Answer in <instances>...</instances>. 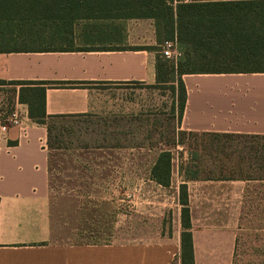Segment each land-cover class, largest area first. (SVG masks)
I'll return each instance as SVG.
<instances>
[{"label":"crops","instance_id":"0c3cea01","mask_svg":"<svg viewBox=\"0 0 264 264\" xmlns=\"http://www.w3.org/2000/svg\"><path fill=\"white\" fill-rule=\"evenodd\" d=\"M220 2L175 0L173 7L176 11L182 3ZM87 24L93 23L77 26V36L83 35ZM102 24L109 35L106 44L81 49L114 50L0 53V81L84 84L73 89H48L46 123L102 112L113 114L120 101L110 94L112 87L128 83L157 85V60L167 39L155 19L110 20L99 25ZM226 78L250 80L221 82ZM183 79L188 99L179 124L181 131L264 136V74L186 75ZM15 94L22 125H0V264H182L183 182L179 168V179L175 178V151L159 150L151 167L152 170L162 152H172L170 187L155 182L151 172L148 179L137 177L133 181L142 208L149 200L145 195L147 184L159 193L161 189H173V229L161 228L152 234L138 226L135 230L138 236L117 242L99 241L94 236V227L83 225V203L97 200V196L107 199V189L97 195L95 181L81 179L74 181L72 190H53V171L58 164L57 154L62 151L49 149L48 124L41 125L30 118L28 105L18 101L19 87ZM120 107L122 112L123 104ZM146 149L152 151L144 146L126 151L140 153ZM92 150L83 148L71 157L88 170L91 167L87 166L88 154ZM258 182L238 179L187 182L195 264H264V245L257 243V236L249 255L242 252L247 248L242 237L244 218L248 214L261 217L262 214L252 213L264 209L263 203L253 201L260 194ZM127 187L129 191V183ZM160 205L170 204L165 201ZM138 212V217L145 215V211ZM129 223L122 226L125 235L130 233ZM261 224L256 225L260 227L256 232L264 231V216Z\"/></svg>","mask_w":264,"mask_h":264},{"label":"trees","instance_id":"16d2710c","mask_svg":"<svg viewBox=\"0 0 264 264\" xmlns=\"http://www.w3.org/2000/svg\"><path fill=\"white\" fill-rule=\"evenodd\" d=\"M180 1V0H179ZM208 1V0H206ZM175 0H0V53H49L108 51L114 49L74 47L76 28L84 27L86 43L109 39L100 22L121 19H155L167 41H177L182 57L174 62L159 56L157 86H170L175 92L180 118H183L188 91L186 75L264 74V0H221L220 3L179 4ZM121 35L120 32H118ZM80 36V37H81ZM19 87L18 101L29 107L30 118L46 125L48 89L80 88L82 83L5 82L0 86ZM50 133V131H49ZM184 137L213 139L212 143L191 144L190 160L201 154L212 166L180 167L182 206V264H195L192 221L187 182L190 180H255L244 176L252 168L264 178V136L211 132H184ZM180 142L178 145L184 144ZM234 156V165L223 160ZM239 173V175H236ZM218 174V175H216ZM228 174V175H227ZM151 178L163 187L171 186L172 152L160 154Z\"/></svg>","mask_w":264,"mask_h":264},{"label":"rangeland","instance_id":"374dc122","mask_svg":"<svg viewBox=\"0 0 264 264\" xmlns=\"http://www.w3.org/2000/svg\"><path fill=\"white\" fill-rule=\"evenodd\" d=\"M95 42L86 43L82 36H77L74 47L86 48L106 44ZM239 80H250V78H226L221 79V82ZM15 89L16 87L11 85L0 86V119H6L14 110H17ZM111 89L110 94L120 101L119 107L114 110L113 114L102 112L95 115L50 120L47 122L50 131L47 145L51 150L62 151L57 154L58 164L55 165L56 168L53 171L52 181L55 192L72 190L74 181L81 179L94 180L97 184L94 185V192L97 195L103 193L102 189H107V199L102 200L98 198L102 196H97L95 197L97 200L83 203L85 205L83 225L94 227L95 235H93L99 241L117 242L122 241L123 238L138 236L135 231L138 226L146 228L147 232L152 234L161 228L173 229L175 225L173 189H161L162 192L159 193L147 184L145 195H147L146 200H149L142 208L136 196L137 187L133 186V181L137 177L149 178L152 172L151 167L159 150L175 151V178L177 180L179 179L177 168L180 172L181 165L185 169L190 166L202 168L212 166L211 158L203 154L198 162L190 160L189 150L191 144L207 141L212 143L213 139L182 136L185 131L179 128L181 118L179 107L176 104L177 96L169 85L152 86L128 83V85ZM179 141L185 143L178 145ZM143 146L152 151L148 152L147 149L140 153H127L126 151V149L132 150ZM83 148L94 149L88 154L89 164L87 166H91L88 170H85L79 163H75L72 158L75 151L79 153V150ZM66 151L69 154H65ZM229 159L231 160H223V163L233 166L234 156L230 155ZM243 173L244 176H253L255 180L260 181L256 184L260 194L253 201L264 204V178L259 179L263 177L262 172L252 168ZM183 181L182 176L181 182ZM128 183L129 191L127 190ZM165 201L170 205L167 207L160 205ZM138 211H145V215L138 217ZM252 214L262 215L252 217L248 214L244 218L242 237L245 239L244 245L247 248L242 252L246 255H249L250 247L256 244L255 236L258 237L257 243L264 245V231L259 229V232H256L260 228H256V225L261 224L264 209L262 212L254 211ZM127 221L130 222L128 225L130 233L125 235L122 232V226L127 225ZM259 238L262 240L260 241Z\"/></svg>","mask_w":264,"mask_h":264},{"label":"built area","instance_id":"2783aa9c","mask_svg":"<svg viewBox=\"0 0 264 264\" xmlns=\"http://www.w3.org/2000/svg\"><path fill=\"white\" fill-rule=\"evenodd\" d=\"M162 56L175 64L182 57L176 41H166L163 45ZM8 123V124H5ZM0 125L17 127L22 125V116L18 110H14L6 119H0Z\"/></svg>","mask_w":264,"mask_h":264}]
</instances>
